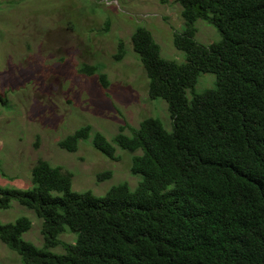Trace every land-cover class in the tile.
<instances>
[{
	"label": "trees",
	"instance_id": "trees-1",
	"mask_svg": "<svg viewBox=\"0 0 264 264\" xmlns=\"http://www.w3.org/2000/svg\"><path fill=\"white\" fill-rule=\"evenodd\" d=\"M175 2L184 27L171 42L184 63L162 58L141 26L130 37L149 99L167 105L170 131L147 117L119 126L109 141L93 133L92 147L106 158L118 160L116 148L132 154L130 173L140 176L133 190L120 183L101 196L72 191L71 174L44 160L31 167L27 189L0 187V211L14 201L40 220V247L21 237L27 217L0 222V242L20 264H264V0ZM197 20L220 40L198 44ZM124 55L119 41L114 59ZM102 69L79 72L106 88ZM205 73L213 87L195 93ZM90 132L82 126L58 146L75 152ZM64 233L76 234L74 242H62ZM56 247L63 252L50 251Z\"/></svg>",
	"mask_w": 264,
	"mask_h": 264
},
{
	"label": "rangeland",
	"instance_id": "rangeland-1",
	"mask_svg": "<svg viewBox=\"0 0 264 264\" xmlns=\"http://www.w3.org/2000/svg\"><path fill=\"white\" fill-rule=\"evenodd\" d=\"M137 26L150 32L162 58L185 62L171 42L173 32L184 27L175 0H0V187L27 189L31 167L44 160L71 174L75 192L101 196L120 183L135 188L140 176L130 173L132 154L116 148L119 159L112 161L90 142L95 132L109 141L119 126L136 128L147 117L159 119L170 131L167 105L149 99L145 73L131 48ZM194 27L198 44L220 40L203 21ZM119 41L125 55L116 61ZM94 64L102 65L106 88L96 74L79 72L82 65ZM213 83L214 75L200 74L194 92ZM85 125L91 128L90 137L75 152L59 148L61 139ZM123 132L128 134L127 129ZM106 171L110 178L98 180L97 174ZM20 216L31 223L22 239L40 247V220L32 211L12 201L0 211V222ZM75 238L72 233L59 236L65 243ZM50 251L63 252L61 247ZM0 264H20L1 242Z\"/></svg>",
	"mask_w": 264,
	"mask_h": 264
}]
</instances>
